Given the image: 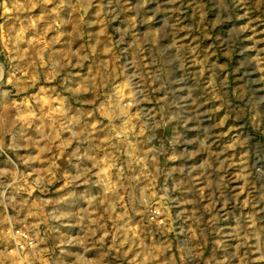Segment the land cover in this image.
<instances>
[{"label":"rangeland","instance_id":"rangeland-1","mask_svg":"<svg viewBox=\"0 0 264 264\" xmlns=\"http://www.w3.org/2000/svg\"><path fill=\"white\" fill-rule=\"evenodd\" d=\"M0 28V264H264V0H0Z\"/></svg>","mask_w":264,"mask_h":264},{"label":"built area","instance_id":"built-area-1","mask_svg":"<svg viewBox=\"0 0 264 264\" xmlns=\"http://www.w3.org/2000/svg\"><path fill=\"white\" fill-rule=\"evenodd\" d=\"M5 59H6V55L4 54L3 48H2L1 45H0V87L4 86V84H5V80L9 79L8 71H7V69L9 68V66H8L7 62L5 63ZM2 71H3L5 74H7L8 77H3V75H2ZM19 231H20V230L15 231V234H17L19 238H24V240L27 239V241L24 242L23 245H21L22 242H21V244H18V245H19L22 249H23V248H24V249H26V248H32V247H33V246H32V239L29 238L28 235H26L25 233L22 234V233L19 232ZM14 236H16V235H14ZM30 246H32V247H30Z\"/></svg>","mask_w":264,"mask_h":264},{"label":"bare ground","instance_id":"bare-ground-1","mask_svg":"<svg viewBox=\"0 0 264 264\" xmlns=\"http://www.w3.org/2000/svg\"><path fill=\"white\" fill-rule=\"evenodd\" d=\"M17 68V67H16ZM2 75H3V77H8L9 76V73H8V76H7V74H5L3 71H2ZM11 77H15V75L13 76V74L12 75H10L9 76V78H11ZM16 77H18V76H16ZM19 78V77H18ZM13 79V78H12ZM15 79V78H14ZM0 92H1V98H3V96H5V93H6V91L5 90H2V89H0ZM18 228V227H17ZM12 230V229H11ZM14 230V229H13ZM18 230H19V228H18ZM16 231H17V229H16ZM9 232V231H8ZM15 232V231H14ZM21 232V231H20ZM23 234V233H22ZM27 234V233H26ZM31 234V233H30ZM10 235V234H9ZM11 235H13V234H11ZM11 237H13V236H11ZM40 237V236H39ZM32 238V237H31ZM34 238V237H33ZM35 240V239H34ZM14 241V240H13ZM12 241V242H13ZM16 242V241H15ZM37 242V241H36ZM17 243V242H16ZM23 243V242H22ZM19 244V243H18ZM33 246V245H32ZM17 247V246H16ZM20 247V246H19ZM36 247V246H35ZM40 248V247H39ZM18 250V249H17ZM20 250V249H19ZM24 251V250H23ZM22 251V252H23ZM30 251V250H29ZM41 251V250H40ZM21 252V251H20ZM26 252V251H25ZM28 253V252H27ZM37 253V252H36ZM18 254V253H17ZM23 255V254H22ZM29 256V255H28ZM19 258V257H18ZM24 258V257H23ZM22 258V259H23ZM25 259H26V256H25ZM27 259H29V257L27 258ZM45 259V258H44ZM43 259V260H44ZM28 261V260H27ZM81 261V260H80ZM22 262V261H21ZM35 262V261H34ZM23 263V262H22ZM28 264L30 263V261L29 262H27ZM24 264H26V262L24 263Z\"/></svg>","mask_w":264,"mask_h":264},{"label":"crops","instance_id":"crops-1","mask_svg":"<svg viewBox=\"0 0 264 264\" xmlns=\"http://www.w3.org/2000/svg\"><path fill=\"white\" fill-rule=\"evenodd\" d=\"M0 31H2V29L0 28ZM0 45H1V42H0ZM2 46V45H1Z\"/></svg>","mask_w":264,"mask_h":264}]
</instances>
